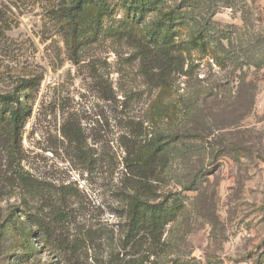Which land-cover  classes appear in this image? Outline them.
I'll use <instances>...</instances> for the list:
<instances>
[{"label":"rangeland","instance_id":"obj_1","mask_svg":"<svg viewBox=\"0 0 264 264\" xmlns=\"http://www.w3.org/2000/svg\"><path fill=\"white\" fill-rule=\"evenodd\" d=\"M71 1L0 0V264H264V0H108L74 57ZM16 100L29 117L14 138ZM155 137L168 156L150 198L177 210L134 246L143 182L122 144Z\"/></svg>","mask_w":264,"mask_h":264},{"label":"trees","instance_id":"obj_2","mask_svg":"<svg viewBox=\"0 0 264 264\" xmlns=\"http://www.w3.org/2000/svg\"><path fill=\"white\" fill-rule=\"evenodd\" d=\"M108 0H72L71 3L60 9V17L63 19L62 28L64 31L65 42L71 56L78 54V51L84 46L91 45L98 41L102 21L109 13V5H106ZM130 1V0H127ZM142 3V7L148 8L149 6ZM152 3L153 5H155ZM111 14V13H109ZM168 16V15H167ZM167 28L177 31L180 28V22H184L182 17L174 19L171 16L168 18ZM161 25H158L157 31L151 35V39L156 44L160 41H166L168 38L160 36ZM166 41L164 44H167ZM179 47L178 44L175 45ZM168 55L167 52H155V66L158 67L160 58ZM160 57V58H158ZM74 59V58H72ZM8 97L3 100L7 101ZM16 108L10 111V134L16 138L19 137L20 131L25 126L29 114L27 115V107L22 106L19 100H16ZM161 108H157L156 112L160 115ZM65 138L75 145L76 153L81 155L79 144V131L74 127L65 126L63 129ZM122 147L126 153L125 161L131 160L132 173L143 182L142 187L135 186L133 194L127 204L125 219L127 221L126 240L129 244L138 246L141 244V239L149 240V243L154 242L164 232L165 226L174 217V212L177 210L173 200H165L155 203L150 198L152 180L157 173V167L163 162L167 161L168 145L166 142L159 138H151L142 141L139 140L135 143L123 142ZM39 228L45 233L50 235V225L36 223ZM48 226V227H47ZM31 236L34 233L31 232ZM37 235V234H36ZM151 241V242H150ZM148 243V244H149ZM146 259H149L147 257Z\"/></svg>","mask_w":264,"mask_h":264}]
</instances>
